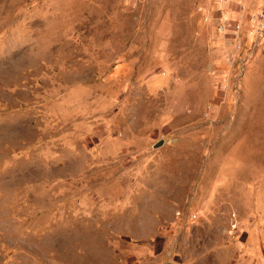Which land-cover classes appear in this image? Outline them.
<instances>
[{"label":"rangeland","instance_id":"obj_1","mask_svg":"<svg viewBox=\"0 0 264 264\" xmlns=\"http://www.w3.org/2000/svg\"><path fill=\"white\" fill-rule=\"evenodd\" d=\"M262 6L0 0V264H264Z\"/></svg>","mask_w":264,"mask_h":264},{"label":"built area","instance_id":"obj_2","mask_svg":"<svg viewBox=\"0 0 264 264\" xmlns=\"http://www.w3.org/2000/svg\"><path fill=\"white\" fill-rule=\"evenodd\" d=\"M263 6L262 10L258 16V27L260 30L264 31V0H262Z\"/></svg>","mask_w":264,"mask_h":264},{"label":"water","instance_id":"obj_3","mask_svg":"<svg viewBox=\"0 0 264 264\" xmlns=\"http://www.w3.org/2000/svg\"><path fill=\"white\" fill-rule=\"evenodd\" d=\"M163 145V141H159L158 143H156L155 145H154V147L155 148H158V147H160V146H162Z\"/></svg>","mask_w":264,"mask_h":264}]
</instances>
